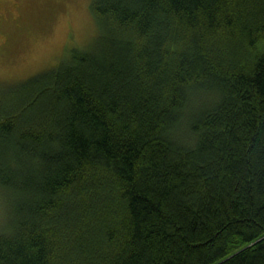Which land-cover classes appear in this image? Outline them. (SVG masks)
<instances>
[{
  "label": "trees",
  "instance_id": "obj_1",
  "mask_svg": "<svg viewBox=\"0 0 264 264\" xmlns=\"http://www.w3.org/2000/svg\"><path fill=\"white\" fill-rule=\"evenodd\" d=\"M91 12L92 49L0 85V264H264V0Z\"/></svg>",
  "mask_w": 264,
  "mask_h": 264
},
{
  "label": "rangeland",
  "instance_id": "obj_2",
  "mask_svg": "<svg viewBox=\"0 0 264 264\" xmlns=\"http://www.w3.org/2000/svg\"><path fill=\"white\" fill-rule=\"evenodd\" d=\"M91 2L2 0L0 85L15 88L20 81L70 60L74 50L92 49L100 29ZM3 190L0 187V230L10 220L12 205Z\"/></svg>",
  "mask_w": 264,
  "mask_h": 264
},
{
  "label": "snow or ice",
  "instance_id": "obj_3",
  "mask_svg": "<svg viewBox=\"0 0 264 264\" xmlns=\"http://www.w3.org/2000/svg\"><path fill=\"white\" fill-rule=\"evenodd\" d=\"M0 3H2V0H0Z\"/></svg>",
  "mask_w": 264,
  "mask_h": 264
}]
</instances>
